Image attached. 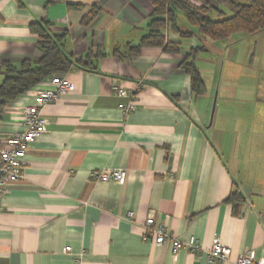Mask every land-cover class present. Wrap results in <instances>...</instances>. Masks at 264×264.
Returning <instances> with one entry per match:
<instances>
[{
  "label": "crops",
  "instance_id": "crops-1",
  "mask_svg": "<svg viewBox=\"0 0 264 264\" xmlns=\"http://www.w3.org/2000/svg\"><path fill=\"white\" fill-rule=\"evenodd\" d=\"M93 6L101 14L85 26ZM152 13L151 0H0V86L6 64L41 58L31 31L40 21L66 33V51L87 63L64 75L73 90L46 106L45 133L27 151L24 178L2 199L0 264H210L216 240L230 251L213 264H234L244 253L264 262V88L242 66L244 84L223 85L227 64H237L228 55L234 39L214 44L169 29L180 53L144 47L128 56ZM192 49H200L192 60L202 95L181 67ZM34 89L0 106V151L24 130ZM132 101L136 109L126 113L121 105ZM104 169H125L126 182L91 178ZM235 192L244 197L239 208L229 201ZM148 217L179 240L196 238L201 250L174 254L170 242L145 239Z\"/></svg>",
  "mask_w": 264,
  "mask_h": 264
},
{
  "label": "trees",
  "instance_id": "trees-1",
  "mask_svg": "<svg viewBox=\"0 0 264 264\" xmlns=\"http://www.w3.org/2000/svg\"><path fill=\"white\" fill-rule=\"evenodd\" d=\"M58 1L48 0V5ZM200 1L202 4L199 6L190 0H151L153 13L149 32L141 39L140 45L129 47L128 56L138 55L144 47H157L168 54L180 53V45L164 34L169 29L182 39L200 36L214 44L224 43L237 35L251 36L264 31V0H214L216 4L210 0ZM100 14L101 9L93 6L83 18V25L90 26ZM181 15H184L183 20L190 27L189 30L181 28ZM52 26L48 21L31 25L32 33L39 39L38 50L42 54L37 62L25 61L19 66L6 64V78L0 86L1 107L55 75H65L74 66L87 65L83 60L73 61L65 47L67 34L55 35ZM198 50L192 49L181 67L191 77L193 92L202 95L205 85L192 60ZM229 201L239 208L244 203V197L235 192Z\"/></svg>",
  "mask_w": 264,
  "mask_h": 264
},
{
  "label": "built area",
  "instance_id": "built-area-1",
  "mask_svg": "<svg viewBox=\"0 0 264 264\" xmlns=\"http://www.w3.org/2000/svg\"><path fill=\"white\" fill-rule=\"evenodd\" d=\"M73 90V85L64 75H55L51 77L46 84L37 86L34 89V103L26 107L23 116L24 130L18 132L6 141V147L0 151V209L2 208V199L7 193L8 188L20 182L24 178V158L30 146L45 133L46 119L44 111L47 105L57 102L62 96ZM118 95L125 96L123 89L117 90ZM125 112H131L136 109L134 101L127 106L121 105ZM127 171L125 169H104L93 171L91 178L102 183L116 182L123 185L127 180ZM134 217V213H129V219ZM145 239L162 246L167 242L171 243L172 252L179 253L185 247H188L192 253L201 250L199 241L192 237L188 241H182L167 233L162 225L158 224L153 217H148L144 224ZM149 235V237H148ZM67 251H71L68 247ZM229 248L216 240L212 248L207 252V260L210 264L222 263L228 260ZM234 264H264L256 262L252 255L244 253L239 256Z\"/></svg>",
  "mask_w": 264,
  "mask_h": 264
},
{
  "label": "rangeland",
  "instance_id": "rangeland-1",
  "mask_svg": "<svg viewBox=\"0 0 264 264\" xmlns=\"http://www.w3.org/2000/svg\"><path fill=\"white\" fill-rule=\"evenodd\" d=\"M181 20L180 17L179 21L181 22ZM262 34H258L257 36L237 35L233 38L236 44L229 50L228 55L231 54V57L234 58L233 60L237 64H233L232 69L227 64L225 72L223 73L224 79H222L225 87L231 89L235 85L240 86L244 84L245 80H247L246 77L242 80L238 79L239 73H242V66L258 76L256 83L258 84V89L264 88V34ZM228 75H231V78ZM211 78H213L212 73ZM219 81L220 79L218 78L216 85L220 84Z\"/></svg>",
  "mask_w": 264,
  "mask_h": 264
}]
</instances>
